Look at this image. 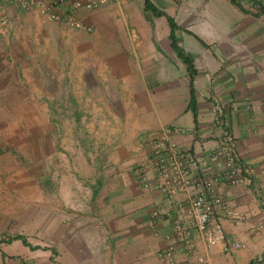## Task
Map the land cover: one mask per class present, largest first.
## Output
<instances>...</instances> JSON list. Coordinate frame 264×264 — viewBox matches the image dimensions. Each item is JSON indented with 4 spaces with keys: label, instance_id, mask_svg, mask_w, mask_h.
Returning a JSON list of instances; mask_svg holds the SVG:
<instances>
[{
    "label": "crops",
    "instance_id": "0c3cea01",
    "mask_svg": "<svg viewBox=\"0 0 264 264\" xmlns=\"http://www.w3.org/2000/svg\"><path fill=\"white\" fill-rule=\"evenodd\" d=\"M17 1L0 0V16L9 22L0 29V139L20 147L7 122H35L43 138L45 106L54 108V122L82 124L68 131V142L57 128L56 150L68 145L58 155L80 165L68 162L78 176L83 172L71 182L85 195L92 234L109 245L103 264H167L161 254L176 220L186 218L190 196L168 200L144 188L139 170L168 126L187 130L171 139L197 157L194 174L211 168L219 139L216 104L232 125L239 160L252 170L249 185H221L217 194L244 219L230 221L217 208L224 244L209 246L195 231L193 250L178 252L173 264L200 258L264 264V0H151L176 20L180 44L194 58L195 111L188 68L172 49L167 18L145 12L144 0L86 14L92 34L52 22L38 8L27 12ZM155 177L151 170L149 178Z\"/></svg>",
    "mask_w": 264,
    "mask_h": 264
},
{
    "label": "rangeland",
    "instance_id": "374dc122",
    "mask_svg": "<svg viewBox=\"0 0 264 264\" xmlns=\"http://www.w3.org/2000/svg\"><path fill=\"white\" fill-rule=\"evenodd\" d=\"M74 31L92 34L93 29ZM53 111V107L45 106L43 138H37L35 122H7L18 132L17 138L12 139L20 147H11L0 139L6 150L0 153V264L105 262L109 245L104 243L101 234H92V224L84 218L85 195L78 193L75 183L71 182L73 178L82 179L83 172L79 171L78 176L68 166L69 161L74 163L70 157L58 155L69 151L68 145L66 149L56 150V129L59 128L61 139L68 142V131H76L82 124L54 122ZM79 166L72 164L71 167L79 170ZM17 235L26 237L36 249L21 241L4 243Z\"/></svg>",
    "mask_w": 264,
    "mask_h": 264
},
{
    "label": "built area",
    "instance_id": "2783aa9c",
    "mask_svg": "<svg viewBox=\"0 0 264 264\" xmlns=\"http://www.w3.org/2000/svg\"><path fill=\"white\" fill-rule=\"evenodd\" d=\"M18 0V4L29 12L38 8L41 15L50 21L65 24L71 30L86 29L84 18L88 13L102 10L118 3L119 0ZM8 19L0 16V29L7 30ZM248 108L251 106L248 105ZM214 126L219 130V139L212 152L213 165L194 174L199 165L197 157L187 148L180 147L171 138L174 135L186 134L187 130L180 127H165L158 132L146 164L141 166L139 177L144 188L160 191L168 200L188 193L189 208L185 219H177L174 236L170 244L162 252L161 257L167 264H173L178 252L192 251L195 231L203 234L209 246H218L226 241V232L220 221L214 219L217 208L226 219L240 222L244 218L236 210L228 208L223 197L217 194L221 185L231 187L249 185L252 175L251 168L239 160L238 144L232 131V125L225 116L224 108L216 104L213 109ZM155 171V180L149 178V172ZM232 248L243 245L233 243ZM199 264H209L204 258Z\"/></svg>",
    "mask_w": 264,
    "mask_h": 264
},
{
    "label": "trees",
    "instance_id": "16d2710c",
    "mask_svg": "<svg viewBox=\"0 0 264 264\" xmlns=\"http://www.w3.org/2000/svg\"><path fill=\"white\" fill-rule=\"evenodd\" d=\"M144 11L151 13L155 17H166L167 21L170 26V35H169V40L171 42L172 49L178 56V58L187 66L189 76H190V87H191V101L190 105L192 109L195 111L196 110V96H195V89H194V78L197 74L196 66L194 63V58L185 52L184 48L181 46L177 31L180 30L181 28L178 26L176 20L168 15L166 12L160 10L157 8L151 0H144ZM14 241H21L25 246L29 247L32 250H35L36 248L32 247L29 243L26 237L24 236H14L10 238L9 240H6L4 243L7 244H12Z\"/></svg>",
    "mask_w": 264,
    "mask_h": 264
}]
</instances>
